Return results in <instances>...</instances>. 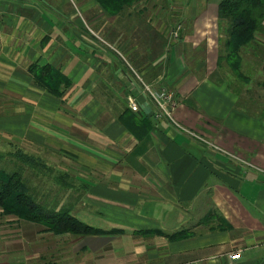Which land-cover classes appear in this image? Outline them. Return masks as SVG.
<instances>
[{
    "label": "crops",
    "instance_id": "1",
    "mask_svg": "<svg viewBox=\"0 0 264 264\" xmlns=\"http://www.w3.org/2000/svg\"><path fill=\"white\" fill-rule=\"evenodd\" d=\"M218 2H182L176 38L150 18L133 38L94 0H0V151L42 153L43 183L66 186L52 200L101 230L0 212V264H264V118L213 77ZM46 64L69 81L60 96L35 77ZM137 78L172 93L187 131L155 119Z\"/></svg>",
    "mask_w": 264,
    "mask_h": 264
},
{
    "label": "trees",
    "instance_id": "2",
    "mask_svg": "<svg viewBox=\"0 0 264 264\" xmlns=\"http://www.w3.org/2000/svg\"><path fill=\"white\" fill-rule=\"evenodd\" d=\"M94 1L98 3L105 15L125 17L128 22L138 20L137 16L143 13L137 11L135 14L124 15L127 9L141 0ZM216 16L220 37L217 70L213 77L225 74L226 77L223 79L229 82L235 92L242 94L238 106L246 112H257L259 117L264 118V95L259 93V90L264 89V43L257 39L260 33H264V0H219ZM128 22H125L123 26L124 31L129 29L126 26ZM143 22V20L136 21L138 25L135 24L136 29L134 33L131 32L133 38L136 37L138 30H142L140 34L144 35L152 32L151 26L143 25ZM175 25L171 30L172 36L177 26L179 27L174 38L178 36L181 29L180 24ZM114 32L116 30L111 31L110 34ZM160 45L164 51L167 40L163 39ZM39 70V73H35V77L39 83L47 86L51 94L60 96L69 86V81L52 66L46 64ZM254 96L261 100L255 103ZM33 168L41 170L44 165L39 158L29 155L23 147L13 146L6 151H0V212L2 214L45 223L54 233L87 235L101 232L100 229L71 215V206L68 203L57 205L58 196L52 200L53 196L50 195L55 188L66 187L65 185L52 183L51 188L48 189V196L37 194L29 185V170L32 171ZM54 181L58 182L61 179L57 177Z\"/></svg>",
    "mask_w": 264,
    "mask_h": 264
},
{
    "label": "rangeland",
    "instance_id": "3",
    "mask_svg": "<svg viewBox=\"0 0 264 264\" xmlns=\"http://www.w3.org/2000/svg\"><path fill=\"white\" fill-rule=\"evenodd\" d=\"M152 1L155 2L154 4H156L157 8L155 10H153V9H147V10H145L144 9V12L140 16H137V17H139V19L140 18H147V19L150 18L151 20H154V19L163 20V25H161V32L164 33V31H166V30H170L171 31L172 28H173V26L175 25V23L176 22H179V19L181 18L180 17L182 15V12H181L182 10L180 8L181 5H182L181 3L182 2H185L187 0H152ZM139 6L140 5L136 4L135 6L127 9L125 11L124 15L126 13H134L135 14V13H137V11L141 12L142 10H139V8H138ZM176 6L178 8H176ZM176 10H178V11L176 12ZM97 13L99 14V12H97L96 10L94 11V10H91V9H87V12L86 13L83 14V12H82V14H83L82 17H84V18L87 17V19H88V16L98 15ZM124 15H122V17ZM126 16H128V15H126ZM111 17H116V16H111ZM118 18H121V16H119ZM134 19H136V18H134ZM136 21H138V20H136ZM136 21H130V22H128L127 18H125V21H123V22H128V24L126 26H128V28H129V34L132 31H134L133 28H135V26H136L135 25L136 24ZM119 24H121V23H119ZM115 26L117 27V29L121 28V27H119L120 25H118V24H116ZM101 28H102V26H101ZM141 28H143V27H141ZM103 29L105 31H107V32H111L112 31V26L111 25H106L101 30H103ZM215 32L217 33L216 41H215L216 43L213 42L212 43V46H216L214 48H217V51H218V44H219L218 43V39L220 37V33H219L218 26H217V31L215 30L214 32H212V35H213L212 37H214ZM139 86H140V84H139ZM140 89H142L141 86H140ZM262 95H264V93H262ZM175 102H177V101L175 100ZM174 111H175V109L172 110V117H173L174 120H176L175 119V116H174ZM23 149L29 153V147H24ZM29 155L34 156L35 154L33 155L32 153H29ZM37 155L40 157V158L38 157L39 160H40V162L42 161V163H43V159H42L43 158L42 157L43 155H42V153H40V154L38 153ZM44 160H45V158H44ZM45 167H47V166H45ZM48 168L49 167L43 168L41 170L38 169V168L37 169H34L33 168L32 171L29 170V185H30V187H32V188L35 189V191H36L37 194H41V193H46L47 194L48 193V189H50L51 186H52V183L47 184V181H46V184H44L43 181H42V177H41L42 174L45 175L44 173H47L44 170H46ZM49 170H50V168H49ZM58 174H59L58 171L55 170L54 175L58 177ZM60 176H61L60 179H62L63 176L62 175H60ZM62 182H64V179H62Z\"/></svg>",
    "mask_w": 264,
    "mask_h": 264
},
{
    "label": "built area",
    "instance_id": "4",
    "mask_svg": "<svg viewBox=\"0 0 264 264\" xmlns=\"http://www.w3.org/2000/svg\"><path fill=\"white\" fill-rule=\"evenodd\" d=\"M177 26V30H178ZM177 30L173 32V36L175 37L177 34ZM137 81L139 82L142 92L147 94L150 98V103H151V112L152 115L155 117L157 120H166L173 124L176 128L182 129L187 131L183 126H181L179 123L176 122V120L173 119L172 117V110L174 109L176 102L173 98V95L171 92L166 90L165 88H153L151 85L146 84L139 78H137ZM129 106L131 109L134 111H137L139 108L137 104L134 102L133 99L129 97ZM191 133V135L200 138L197 134ZM201 139V138H200ZM239 257V253H233L229 255L230 259H236Z\"/></svg>",
    "mask_w": 264,
    "mask_h": 264
}]
</instances>
